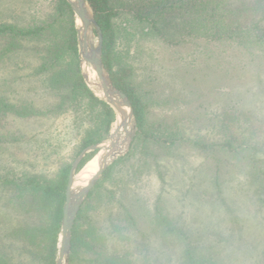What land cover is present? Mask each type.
Segmentation results:
<instances>
[{
  "label": "rangeland",
  "instance_id": "obj_1",
  "mask_svg": "<svg viewBox=\"0 0 264 264\" xmlns=\"http://www.w3.org/2000/svg\"><path fill=\"white\" fill-rule=\"evenodd\" d=\"M121 1L113 20L114 49L120 63L130 68L128 79L145 103L147 135H137L134 116L130 144L107 166L108 175L97 179L91 188L95 194L89 196L90 190L80 208L96 217V232L107 242L116 233L130 237L131 251L139 243L142 254L132 256L138 258L136 264H180L183 240L170 237V228L187 234L195 264H264V43L193 33L190 8L165 6L147 20L142 19L150 13L142 6L145 2ZM53 14L54 0H0V22L25 25ZM73 17L77 25L74 12ZM67 27L68 17L61 15L53 27L55 36H65ZM92 40L96 45L95 29ZM61 61L77 62L86 84L78 42L77 57L67 52ZM64 94L54 98L29 65L0 63V99H33L43 102L44 109L42 115L19 117L0 104V247L23 244V239L9 237L25 217L10 182L30 175L54 180L84 148L79 149L78 141L85 132L101 125L98 105L83 101L72 110L59 105ZM113 113L106 135L94 143L112 134L117 124ZM226 142L232 149L215 145ZM100 150H93L80 169L77 165L75 178ZM77 182L75 186L82 185ZM129 222L136 230H123ZM85 236L89 243L92 235ZM71 243L72 231L67 264H83L82 249L71 262ZM15 256L29 259L30 253Z\"/></svg>",
  "mask_w": 264,
  "mask_h": 264
},
{
  "label": "trees",
  "instance_id": "obj_2",
  "mask_svg": "<svg viewBox=\"0 0 264 264\" xmlns=\"http://www.w3.org/2000/svg\"><path fill=\"white\" fill-rule=\"evenodd\" d=\"M86 1L102 32L101 56L103 66L114 86L126 94L132 105L137 121V135L146 136L145 103L128 79L130 68L126 64L120 63L121 58L114 49L116 35L113 20L118 15L119 3L123 1ZM137 2H145V4L142 3V6L150 9V13L144 14L145 17L142 19L155 18V14L160 13V9L165 6L183 11L190 8V11L193 12V23H188L190 25L188 28L193 33H200L207 38L216 40L235 39L243 41V38H248L253 42L264 43V0H138ZM61 15L68 17V27L66 28V35L59 38L55 36L53 27ZM152 24V27L157 29L155 20L152 21ZM67 52L74 59L77 57L76 28L73 12L67 0H54V14L51 18H44L25 25L7 21L0 22V63H14L17 67L31 66L32 74L46 84L48 92L52 93L54 98L64 94V90H67L66 96L64 94L65 100L63 97L59 100L60 106L65 105L76 110L83 101H86L87 104L100 107L103 114L101 125L95 131L87 130L85 132L78 141L79 149H81L88 144L99 141L106 135L110 123L114 119V113L112 108L94 95L83 82L77 62L71 66L61 61L63 54ZM23 54L24 57L32 56L33 60L26 62ZM18 58L19 60L16 61ZM117 63L123 66H118ZM0 104H4L5 108L10 109L19 117L44 113L43 102L41 104L36 103L33 99L30 101L21 99L13 103L0 99ZM228 142L215 145L232 149ZM195 144L198 146L197 142ZM201 145L205 146V144ZM93 155L94 151L86 154L79 162L77 169H80ZM69 168V163L64 165L52 181L43 182L30 175L21 178L19 182H10L16 192L15 197L20 201L25 217L16 228L11 230L9 237L12 235L16 239H23V244L22 246H14L4 243V247H0V264H54ZM110 168L103 171L102 178L108 175ZM94 194L95 190L92 189L89 196ZM25 195L30 199H25ZM32 211L35 212V216L31 214ZM98 227L96 217L88 214L82 206L72 229L71 249L73 253L71 254V262L82 249L83 264L137 263L138 258L135 257V260H132V256L137 251L141 253L138 250L139 243L131 251L132 241L130 237L116 233H113L114 241L107 242V237L104 234L96 232ZM122 227L123 230H130V232L136 230L133 228V222L124 223ZM112 231H114L113 225ZM169 231L172 233L170 237L178 235L183 240V247L179 255L180 264H195L193 244H191L187 234L178 228H170ZM108 234H111V231ZM85 235H92L89 243L85 240ZM25 242L34 247L28 248ZM22 252L30 253L29 259L15 256L21 255Z\"/></svg>",
  "mask_w": 264,
  "mask_h": 264
},
{
  "label": "water",
  "instance_id": "obj_3",
  "mask_svg": "<svg viewBox=\"0 0 264 264\" xmlns=\"http://www.w3.org/2000/svg\"><path fill=\"white\" fill-rule=\"evenodd\" d=\"M67 2L77 18V25H75V27L78 42V53L82 61L81 72L83 78L88 87L92 90V84L89 81V76L91 74L88 68L89 64L94 71V77L98 81V85L102 89L103 95L99 96L93 90L92 92L113 109L117 117V123H119V116H121V125L123 130L125 129V148H127L135 131L133 108L126 94L112 84V81L103 66L101 56L103 37L101 29L93 18L91 9L86 0H67ZM93 29H95L97 33L96 45L92 40ZM124 107L128 109L127 114H125ZM115 127L117 128V126ZM109 144L110 137L101 143H94L85 146L82 150H80L70 166L67 186L65 189L55 264H67L69 260L72 226L80 206L97 179L102 175L103 171L117 156L124 152L125 148L122 152L117 153L115 156L108 153L102 154L97 170L83 182L79 181L78 177L75 178L74 176L76 167L86 153L97 150L98 148H100V152H102ZM113 147L114 143H111L108 150ZM76 181L82 182V185L75 186Z\"/></svg>",
  "mask_w": 264,
  "mask_h": 264
},
{
  "label": "bare ground",
  "instance_id": "obj_4",
  "mask_svg": "<svg viewBox=\"0 0 264 264\" xmlns=\"http://www.w3.org/2000/svg\"><path fill=\"white\" fill-rule=\"evenodd\" d=\"M89 81L92 84V90L99 96L103 95L102 89L100 88V86L98 85V81L96 80V78L90 74L89 76ZM124 111L125 114L128 113V109L124 107ZM119 123H117L118 125L117 128L115 127L112 131V134L110 136V144L114 143V147L110 150H108L109 145L106 146V149H104L102 152H99L96 155V160L95 161H91L89 162V164L87 165L86 169L81 173V175L78 177L79 181H85L88 177H90L96 170L98 167V163L100 160V157L102 154L108 153V154H112L113 156H115L117 153L122 152L126 146V138H125V129L123 130L121 122H122V118L121 116H119ZM128 130V129H127ZM77 178V177H76ZM80 182V183H82ZM79 183V182H77Z\"/></svg>",
  "mask_w": 264,
  "mask_h": 264
}]
</instances>
